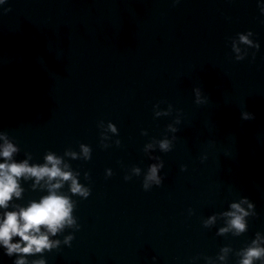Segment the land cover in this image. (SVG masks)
<instances>
[{
  "label": "water",
  "instance_id": "1",
  "mask_svg": "<svg viewBox=\"0 0 264 264\" xmlns=\"http://www.w3.org/2000/svg\"><path fill=\"white\" fill-rule=\"evenodd\" d=\"M246 31L259 48L240 44L238 61L232 40ZM101 121L118 129L102 142ZM0 132L18 146L14 159L43 163L51 151L90 188L87 198L70 193L68 182L60 189L74 202L79 228L51 237L61 243L43 254L47 264H238L240 250L264 236V16L257 0H5ZM164 139L167 151L159 148ZM82 143L90 159L80 155ZM160 161L161 184L144 190L149 164ZM31 185L21 179L24 191L13 203L46 194ZM241 197L254 203L250 210L242 204L250 213L246 230L218 233L227 227L223 213ZM0 264H12L2 249Z\"/></svg>",
  "mask_w": 264,
  "mask_h": 264
},
{
  "label": "clouds",
  "instance_id": "2",
  "mask_svg": "<svg viewBox=\"0 0 264 264\" xmlns=\"http://www.w3.org/2000/svg\"><path fill=\"white\" fill-rule=\"evenodd\" d=\"M4 3L5 0H0V5ZM257 6L260 14L264 16V0H257ZM251 35V31L237 33L236 38L232 40L231 47L235 53L239 54L236 56L238 61L243 59L240 44L259 48V43H254L250 39ZM193 94L194 102L201 103V90L193 88ZM160 114L156 113L157 116ZM241 117L242 119L253 118L248 112H242ZM101 124L105 125L99 133L102 138L101 142L107 138V133H118L116 125L111 121L107 123L101 121ZM117 143H119L118 140ZM103 146L106 147V145ZM146 147L151 148L152 145L149 144ZM159 148L162 151L169 150V141L161 140ZM18 151V146L8 139L7 134L0 132V249L3 250L5 256L12 258V264H47L43 254L52 251L61 243L60 240L51 239V237L56 236L66 227L71 228L75 225L79 228L73 216L74 202L60 189L65 182H68L70 193L87 198L90 195V188L79 183V174L73 172L61 156L48 151L43 157V163H30V156L21 160L14 159ZM65 155L73 159L77 158V153L74 151H66ZM80 155L86 160L90 159V146L80 144ZM162 167V161L149 164L141 185L144 190H148L152 183L157 186L161 184L158 172ZM133 171L138 174L140 169L134 168ZM111 174V169H105L106 177ZM21 179L31 180L33 188L38 185L45 188L46 194L38 200H30L26 205L13 203L14 199L21 198L24 191L21 187ZM129 179L130 177L124 176V180ZM242 204H246L249 210L254 208V203L247 197H241L239 202H232L229 205L230 210L223 213L228 217L227 227L218 229V233L222 234L232 229L235 235H239L246 230L245 217L250 213L242 207ZM214 219V216H210L205 224L212 223ZM73 238V235L69 233L64 237L63 243L70 245ZM227 251L226 247L221 248V254L217 256V259L223 262ZM37 254L41 258L29 261V256ZM239 255L238 264H257V262L264 264V236L257 233L256 238L247 247L241 249Z\"/></svg>",
  "mask_w": 264,
  "mask_h": 264
}]
</instances>
